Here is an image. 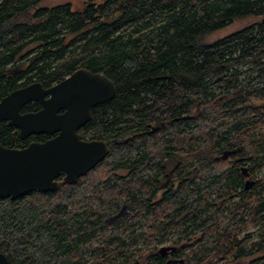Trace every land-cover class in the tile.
Instances as JSON below:
<instances>
[{"label": "trees", "instance_id": "trees-1", "mask_svg": "<svg viewBox=\"0 0 264 264\" xmlns=\"http://www.w3.org/2000/svg\"><path fill=\"white\" fill-rule=\"evenodd\" d=\"M42 1L0 0V100L80 68L104 74L115 94L80 136L112 144L75 185L0 198L8 263L165 264L157 249L172 233L181 264H264V0H82L78 10ZM247 17L258 21L202 41ZM40 108L28 102L21 113ZM49 138L21 139L0 122L7 148ZM161 154L176 165L150 204L166 187ZM118 168L127 181L110 176ZM123 200L137 216L105 227Z\"/></svg>", "mask_w": 264, "mask_h": 264}, {"label": "water", "instance_id": "water-1", "mask_svg": "<svg viewBox=\"0 0 264 264\" xmlns=\"http://www.w3.org/2000/svg\"><path fill=\"white\" fill-rule=\"evenodd\" d=\"M115 88L110 79L101 73L80 68L59 83L44 88L33 82L18 88L0 100V122L14 127L18 136H53L44 142H31L24 148H7L0 145V198L16 199L30 192H54L59 188L57 178L74 184L108 153L103 141L82 140L77 130L90 118L95 106L112 99ZM28 102H38L37 112L21 113ZM230 154L224 151L222 158ZM244 189L250 188L247 168L242 167ZM174 247H161L164 255ZM0 264H9L0 252Z\"/></svg>", "mask_w": 264, "mask_h": 264}, {"label": "flooded vegetation", "instance_id": "flooded-vegetation-1", "mask_svg": "<svg viewBox=\"0 0 264 264\" xmlns=\"http://www.w3.org/2000/svg\"><path fill=\"white\" fill-rule=\"evenodd\" d=\"M91 116H92V109L90 111V118H89V120L91 119ZM89 120L77 130V134L79 136H80V132L82 131L83 127L89 122ZM52 137L53 136H50V138H52ZM80 138H81V136H80ZM87 141H91V140H87ZM105 144L107 145V147H110L109 145H111L112 143H111V141H109L108 144L107 143H105ZM161 155H162L161 165L164 167V172H163L164 174H161L157 178V182H158V185L159 184L162 185V186L165 185L166 187L163 188V189H158V190L156 189L155 190L154 194L150 197V204H155V203H157L158 201H160L162 199L163 193L169 187V184L168 183L170 181V176H169V173L167 172V170L174 168L175 165H176L175 159L171 155H164V154H161ZM103 159L99 163H97L93 168H95L98 164L102 163L103 162ZM90 171H88L85 175H87ZM128 173H129V170L128 169L118 168L115 171L114 170H111L110 176L115 175V176H118V178H120V179H122L124 181H127L128 178H129L128 177ZM85 175L80 176L79 178L76 179V181H75L74 184H69V185H75L79 181V179H81ZM63 177H64V175H60L57 178L58 183L63 182ZM112 181H114V178L111 177V183H112ZM176 183H177V181L175 182V184ZM129 207L130 206H129V203L128 202H126L124 200L123 201H120L117 212L115 214L111 215V216L104 217L103 220H102V223L105 225V227H108L114 221L121 220V219H123L125 217L127 219H131V218H134L135 216H137V214H138L137 212H135L133 214L130 213ZM142 226H143V224L140 225V228H137V231L140 230L142 228ZM160 238L161 239H164L166 241V243H164V244H162V245L159 246V248L157 249V254L161 257V259L165 262V264H177V263L181 264V263H183V259L180 257L181 250H179L180 248H182V245L183 244H180L178 246L177 244L174 243L177 240H180L181 237L170 233V234H168V235H166L164 237L163 236H160ZM161 247H174V250L173 251L168 250L164 255H160L158 253V250ZM220 259H221L220 262H223V261L225 262L226 261V259L224 257H222ZM251 261H252V258H249L245 264H251ZM226 264H242V262L240 260L239 261H232V262H229L227 260V263Z\"/></svg>", "mask_w": 264, "mask_h": 264}, {"label": "rangeland", "instance_id": "rangeland-1", "mask_svg": "<svg viewBox=\"0 0 264 264\" xmlns=\"http://www.w3.org/2000/svg\"><path fill=\"white\" fill-rule=\"evenodd\" d=\"M64 3L70 4L73 10H78L82 6V0H43L41 2V5L44 7H48V6H55V5L64 4ZM256 21H258V18H255V17H247L243 19H238L235 22H233L231 25H229L228 27L222 30H219L217 32H214L212 34H208L207 36H204L202 38L203 39L202 41L205 43L213 42L247 25L255 23ZM246 179L247 178H245V180Z\"/></svg>", "mask_w": 264, "mask_h": 264}]
</instances>
